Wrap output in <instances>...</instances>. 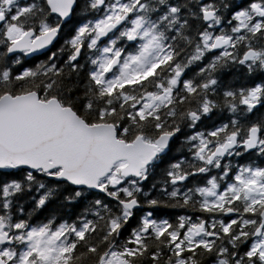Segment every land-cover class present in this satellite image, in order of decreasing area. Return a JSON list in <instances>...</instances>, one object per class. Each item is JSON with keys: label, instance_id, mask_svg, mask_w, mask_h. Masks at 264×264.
<instances>
[{"label": "snow or ice", "instance_id": "snow-or-ice-1", "mask_svg": "<svg viewBox=\"0 0 264 264\" xmlns=\"http://www.w3.org/2000/svg\"><path fill=\"white\" fill-rule=\"evenodd\" d=\"M0 264H264V0H0Z\"/></svg>", "mask_w": 264, "mask_h": 264}]
</instances>
